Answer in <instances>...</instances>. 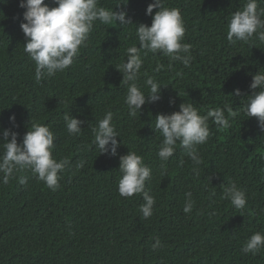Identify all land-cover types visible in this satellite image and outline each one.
Returning <instances> with one entry per match:
<instances>
[{
  "label": "trees",
  "instance_id": "16d2710c",
  "mask_svg": "<svg viewBox=\"0 0 264 264\" xmlns=\"http://www.w3.org/2000/svg\"><path fill=\"white\" fill-rule=\"evenodd\" d=\"M45 2L55 6L53 0ZM117 2L99 0L113 11ZM151 2L129 0L134 23L151 25L146 15ZM245 2L165 0L166 7L181 11L182 42L191 44L193 59L185 68L158 53L144 57L137 83L143 88L147 72L168 86L160 101L145 104L133 118L124 103L127 86L115 65L126 60L128 47H139L135 24L94 22L74 63L37 83L34 61L23 51L20 0H0V127L17 132L22 143L31 121L48 126L55 137L53 156L70 161L56 191L31 172L25 173L23 185L18 178L7 184L0 178V264H264V249L256 255L242 251L254 232H264V132L243 112L253 75L264 71V43L227 40L228 21ZM259 7L264 8V0ZM158 64L162 67L155 72ZM237 88L241 96L234 97ZM183 102L194 103L202 115L228 103L237 115L225 113L227 128L209 120V139L198 146L200 165L178 144L167 174L161 175L157 150L162 137L153 129L155 116L177 111ZM107 111L114 113L121 136L119 155L135 151L152 170L146 190L155 205L147 220L139 211L142 194L126 198L118 193L119 155H99L93 144L91 127ZM66 113L84 121L80 135L67 132ZM13 114L15 124L9 120ZM81 160L84 166L77 171ZM229 181L246 192L242 214L221 198ZM189 191L195 206L186 214ZM212 191L216 195L209 198ZM156 238L163 247L153 251Z\"/></svg>",
  "mask_w": 264,
  "mask_h": 264
},
{
  "label": "clouds",
  "instance_id": "9594fccd",
  "mask_svg": "<svg viewBox=\"0 0 264 264\" xmlns=\"http://www.w3.org/2000/svg\"><path fill=\"white\" fill-rule=\"evenodd\" d=\"M53 3L55 6H50L45 0H20L19 3V7L24 9L20 25L25 38L23 51L34 61L37 83L66 70L74 63L81 47L87 46L89 34L96 21L105 25H136L135 34L139 47H128L126 60L115 65L123 75V84L127 86L124 103L130 117L135 118L140 114L145 104L160 101L162 88L168 86L162 85L147 72L144 73L147 78L143 88L137 83L144 57L149 53H158L168 57L170 62L182 63L185 68L191 66L192 46L182 42L186 29L181 11L175 7H166L165 0H153L148 4L146 15L152 17L151 25L133 22L127 10L129 0H118L114 11L100 6L99 0H53ZM259 3L260 0H246L243 7L232 14L227 24V40L230 44L249 43L253 40L264 43V8H260ZM154 9L158 10L154 12ZM161 67L158 64L154 71L159 72ZM250 88L253 91L246 95L243 112L248 119L255 118L259 129L264 132V71L259 70L253 75ZM233 96H241V90L237 88ZM169 103L175 104V99H170ZM226 112L230 117L237 115L228 103L223 107L211 108L203 115L194 103L188 102L181 103L179 110L172 113H158L153 129L162 137L157 150V156L162 162L161 175L167 174V162L175 154L178 144L194 165H200L202 160L198 146L205 144L209 139V120L218 129L227 128L230 121L225 115ZM9 120L15 124V114L10 116ZM113 120L114 113L107 111L103 118L91 127L93 144L99 155H119L118 149L122 140L118 139L121 136ZM64 122L67 132L72 136L82 133L84 121L66 113ZM0 133L3 136V143L0 144L2 183L7 184L10 179L18 178V183L26 184L28 176L25 173L31 172L52 191L60 187V174L66 170L70 161L66 157L58 160L53 156L55 137L48 126L31 121L22 143L18 142V133L11 128L0 127ZM119 161L121 176L118 181V193L126 198L142 194L144 203L140 205L139 211L142 218L147 220L153 215L155 205V197L146 190V182L151 179L152 170L145 164L143 157L132 150L119 155ZM84 163L83 160L79 161L76 170L79 171ZM193 171L199 175L198 168L194 167ZM215 195V191H212L209 198ZM185 197L183 211L190 214L195 201L190 191L185 193ZM221 198L229 200L234 208L241 210V214L247 204L246 192L233 181L223 187ZM162 247L161 240L156 238L152 250L156 251ZM262 249L264 232L257 231L245 241L242 251L256 255Z\"/></svg>",
  "mask_w": 264,
  "mask_h": 264
}]
</instances>
